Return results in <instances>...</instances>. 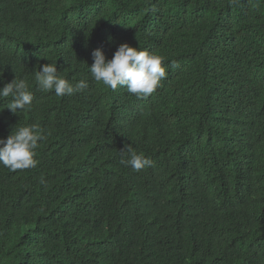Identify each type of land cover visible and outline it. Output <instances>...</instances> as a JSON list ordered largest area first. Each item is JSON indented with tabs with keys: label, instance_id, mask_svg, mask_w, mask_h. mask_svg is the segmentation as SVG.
Wrapping results in <instances>:
<instances>
[{
	"label": "trees",
	"instance_id": "trees-1",
	"mask_svg": "<svg viewBox=\"0 0 264 264\" xmlns=\"http://www.w3.org/2000/svg\"><path fill=\"white\" fill-rule=\"evenodd\" d=\"M123 43L165 57L148 97L91 77ZM50 62L88 88L38 91ZM16 75L33 105L0 100V139H44L36 167L0 164V264H264V0H0V87ZM129 144L152 166L122 165Z\"/></svg>",
	"mask_w": 264,
	"mask_h": 264
},
{
	"label": "clouds",
	"instance_id": "clouds-1",
	"mask_svg": "<svg viewBox=\"0 0 264 264\" xmlns=\"http://www.w3.org/2000/svg\"><path fill=\"white\" fill-rule=\"evenodd\" d=\"M92 56L93 63L89 66V72L95 82L113 91L125 88L137 98H145L155 93L168 74L164 56L128 43L119 45L111 59L107 58L102 49L94 50ZM172 67H176L174 62ZM34 82L38 91L54 92L57 97L71 96L88 88L85 79L73 84L63 78L54 62L44 64L41 70L36 71ZM3 99H8L4 108L19 115L31 110L34 95L29 82L16 75L14 80L0 87V100ZM43 139L37 124H18L6 139H0V164L10 172L36 167V150ZM120 155V163L131 167L135 172L151 167L153 163L143 152H137L131 144L120 150ZM40 183L46 186L43 178Z\"/></svg>",
	"mask_w": 264,
	"mask_h": 264
}]
</instances>
